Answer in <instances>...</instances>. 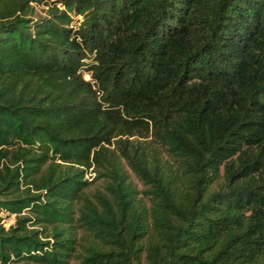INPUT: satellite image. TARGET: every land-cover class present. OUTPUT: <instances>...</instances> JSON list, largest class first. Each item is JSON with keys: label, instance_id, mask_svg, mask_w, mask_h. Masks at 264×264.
<instances>
[{"label": "trees", "instance_id": "obj_1", "mask_svg": "<svg viewBox=\"0 0 264 264\" xmlns=\"http://www.w3.org/2000/svg\"><path fill=\"white\" fill-rule=\"evenodd\" d=\"M0 212V264H264V0H0Z\"/></svg>", "mask_w": 264, "mask_h": 264}, {"label": "rangeland", "instance_id": "obj_2", "mask_svg": "<svg viewBox=\"0 0 264 264\" xmlns=\"http://www.w3.org/2000/svg\"><path fill=\"white\" fill-rule=\"evenodd\" d=\"M52 0H49V2H51ZM47 8V5L44 4H36L35 5V12L37 15H43L45 10ZM80 18V17H79ZM85 78H88V75L85 74ZM91 174L88 173V176H90ZM134 182H136L138 184V186L140 187V183L133 178ZM95 185H98V183H96ZM95 185H93L92 187H94ZM2 216H4V213L2 212ZM14 222V215H10L6 217L5 223L8 225L10 223ZM71 264H79L77 261H72Z\"/></svg>", "mask_w": 264, "mask_h": 264}, {"label": "built area", "instance_id": "obj_3", "mask_svg": "<svg viewBox=\"0 0 264 264\" xmlns=\"http://www.w3.org/2000/svg\"><path fill=\"white\" fill-rule=\"evenodd\" d=\"M89 174H91V173H89ZM86 177H89L88 174L86 175ZM0 216H2V212H0Z\"/></svg>", "mask_w": 264, "mask_h": 264}]
</instances>
